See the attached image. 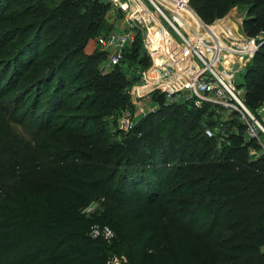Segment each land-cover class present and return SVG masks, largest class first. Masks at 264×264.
Instances as JSON below:
<instances>
[{"label":"trees","instance_id":"trees-1","mask_svg":"<svg viewBox=\"0 0 264 264\" xmlns=\"http://www.w3.org/2000/svg\"><path fill=\"white\" fill-rule=\"evenodd\" d=\"M239 3L248 6L243 32L255 37L264 30V0H192L191 7L212 25ZM25 5L32 34L21 46V60L29 44L40 46L46 27L69 35L65 45H49L55 51L45 70L26 64V71L35 73L29 90L36 95L33 114L40 107L44 115L54 113L63 98L50 86L54 79L64 83L55 68L70 53L71 42L84 44L96 31L113 29L105 18L110 5L105 0H26ZM106 58L103 50L87 56L82 86L93 102L80 109L99 123L127 108L131 85L151 64L139 37L108 73L102 68ZM241 79L245 103L257 114L264 106V44ZM41 96L47 99L40 104ZM151 96L161 101L159 108L138 116L128 133L119 129L112 141L110 136L92 141L94 133L103 135L97 124L85 137L78 130L82 141L90 140L84 149L71 141L73 131L60 129L47 153L6 126L9 118H0V181H8L0 193L3 264H106L113 253L132 263L175 264V251L177 264H264V155H250L257 143L245 140L243 127L237 133L229 129L223 142L208 137L201 126L208 104L167 103L157 91ZM166 167L177 183L161 195ZM44 174L47 184L34 185L31 177ZM93 202L100 207L86 213ZM94 224L110 226L116 238L111 243L91 238ZM194 239L204 245L200 255L189 249Z\"/></svg>","mask_w":264,"mask_h":264},{"label":"built area","instance_id":"built-area-1","mask_svg":"<svg viewBox=\"0 0 264 264\" xmlns=\"http://www.w3.org/2000/svg\"><path fill=\"white\" fill-rule=\"evenodd\" d=\"M105 1L110 5L106 18L114 27L97 38L107 56L103 71L111 72L121 64L126 48L138 37L151 60L140 80L129 89L130 104L119 121L122 133L133 129L137 117L145 114V99L157 91L167 103L185 99L197 107L208 104L214 112V125L204 129L208 137L223 142L229 139V129L237 133L243 127L245 140L258 145L250 148V155H264V125L246 105L243 88L235 83V77L244 72L264 44V30L248 37L243 32V17H237L226 29H208L196 22L192 0ZM166 31L173 39L171 53L163 40ZM228 31L235 32V36ZM97 206L93 202L85 212L91 214ZM90 236L111 243L116 232L108 225L94 224ZM106 264L129 262L126 255L113 253Z\"/></svg>","mask_w":264,"mask_h":264},{"label":"rangeland","instance_id":"rangeland-1","mask_svg":"<svg viewBox=\"0 0 264 264\" xmlns=\"http://www.w3.org/2000/svg\"><path fill=\"white\" fill-rule=\"evenodd\" d=\"M55 1L60 3V0ZM25 2L26 0H0V118H9V122H5L6 126L15 127L28 142L32 145L44 148L47 153L53 151L52 148L54 143L52 142L57 141L56 131L60 129L69 130V132L73 131L74 133L70 134L71 141L82 145V149H84L85 145H89L90 140L88 142L87 140L82 141V138L77 136L76 132L79 130L83 135L89 134L96 124L98 126H103L102 128L104 131L103 135L94 133L95 137L92 138V141L101 136H110V140L112 141L114 135L120 129L119 121L123 112L116 111L110 115H104L102 122L99 123L98 121H94L93 117L88 115V113L80 109L82 107L83 109L89 107V105L92 104L91 102H93L92 98L87 97V92L82 91V86L86 80L85 61L87 56L102 50V47L97 43L96 36V33H100L101 30L96 31L84 44H72L71 42V47H69L70 53L65 55L63 57L64 62L55 68L59 69V78L60 75L64 76L61 78V80H64L62 85L59 86L54 79L50 86L52 88H58L63 98V103L58 106L56 112H49L44 115L43 113L45 111L40 107L37 109L35 115L33 114L32 108H34V98H36V95L34 92L29 93V90L35 73L33 70L30 72L26 71V64L30 61L33 64H38L37 69L45 70L44 67L48 64L46 63L48 62L47 59L50 56L52 57L55 51V48L50 46L58 41L61 42L62 46L65 45V43L69 41V35L61 36L62 33L55 30L53 31L51 26L46 27L40 46L38 47V44H35L32 47V44H29L30 47H26L24 60H21V55L19 53L21 46L27 45L30 38L29 36L32 34V32L29 31L30 28H28V24L32 22V18L26 15V11L24 10L26 6ZM247 7V5L242 3L232 7L229 13L224 17L226 20L222 24V27L226 29V27L232 26L237 17H243L244 20L247 14ZM232 10L233 14H231ZM106 17L107 13L105 15V18ZM157 21L159 22L158 18ZM101 22V20H97L96 24L99 25ZM108 24L110 26L109 22ZM94 29L96 30L95 27ZM108 32L109 31L105 29L104 31L102 30L101 33ZM228 32L232 34L231 31ZM142 52L143 51L140 50V53ZM48 70H52L51 64H49ZM241 76H243V72L235 77V83L237 85H242ZM65 83L66 85H64ZM91 89L92 87H90L89 90ZM43 96H41L40 104L47 99V97ZM183 100L185 99H180V101ZM70 105H74L75 107H69ZM159 105H161V101H157L155 97L151 96L146 98L143 105L145 108V114H143V116L151 111L157 110ZM257 114L264 125V106ZM39 116L41 118H39ZM213 121V112L211 109H207V113L202 117V128L205 129L206 125L213 126ZM221 144L222 143H219L218 146H221ZM168 168L170 167H166L167 171L165 173L161 195L164 192L171 191L173 185L177 183L172 180V177L170 179L168 178ZM48 176V174H44L43 176L33 175L31 178L34 185L41 187L47 184L43 182V178L48 179ZM7 185L8 181L6 178L0 181L1 194L3 191H6ZM6 196L8 195L6 194ZM99 207L100 205L97 206V208ZM2 222L3 220H0V227ZM3 234V229L0 228V235ZM203 248V243L201 241L196 242V239H194L189 246L190 251L195 255H200ZM179 257V253L175 251L173 253L175 264L179 262ZM129 261L131 264H152L148 259H143L136 263H132L130 259ZM0 264H3L1 260Z\"/></svg>","mask_w":264,"mask_h":264},{"label":"bare ground","instance_id":"bare-ground-1","mask_svg":"<svg viewBox=\"0 0 264 264\" xmlns=\"http://www.w3.org/2000/svg\"><path fill=\"white\" fill-rule=\"evenodd\" d=\"M192 12V11H191ZM192 14H193V16H194V18H195V20H196V22H198V23H200V24H202V25H204L206 28H208V29H211V30H216L217 31V29L218 28H222V24L224 23V21L226 20V19H224V20H220V21H216L214 24H212V25H206L203 21H202V19L197 15V14H195V13H193L192 12ZM203 22V23H202ZM233 36H235V32H233V34H232ZM169 38H170V40H172L173 41V39H172V37L169 35ZM172 41H171V48H172V50L174 49V45L172 44ZM172 52V51H171ZM227 56V55H226ZM228 57H226V59H227Z\"/></svg>","mask_w":264,"mask_h":264},{"label":"crops","instance_id":"crops-1","mask_svg":"<svg viewBox=\"0 0 264 264\" xmlns=\"http://www.w3.org/2000/svg\"><path fill=\"white\" fill-rule=\"evenodd\" d=\"M231 14H233V10H232ZM163 40L165 41L166 44H168V45H166V48L168 49V53H169V50H170V53H171V51H172L171 50V47H172L171 46V40L169 38V34L167 33V31H166L165 35L163 36Z\"/></svg>","mask_w":264,"mask_h":264}]
</instances>
